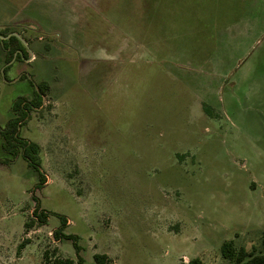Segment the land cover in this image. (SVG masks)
Here are the masks:
<instances>
[{"label":"rangeland","instance_id":"obj_1","mask_svg":"<svg viewBox=\"0 0 264 264\" xmlns=\"http://www.w3.org/2000/svg\"><path fill=\"white\" fill-rule=\"evenodd\" d=\"M10 36L25 54L8 60ZM39 83L20 135L46 182L0 138V264H77L32 196L83 264L261 251L264 0H0V128Z\"/></svg>","mask_w":264,"mask_h":264},{"label":"trees","instance_id":"obj_2","mask_svg":"<svg viewBox=\"0 0 264 264\" xmlns=\"http://www.w3.org/2000/svg\"><path fill=\"white\" fill-rule=\"evenodd\" d=\"M14 42L16 46L8 49L6 45ZM4 49L6 50V57L9 60L14 52L18 55L23 56L25 52L22 51L21 44L16 38L10 36L6 41H3ZM34 90L33 102H24L16 100L12 104L13 116L8 120L4 127L0 128V138L2 139V149L9 155L14 161L16 158L21 157L27 162L28 167L37 174L38 182L35 185V189H42L46 179L40 171L41 159H40V147L34 142L24 140L20 135V128L24 121L28 117V113L37 109L41 106L42 96L47 89L46 83H39ZM32 201L35 203V207L32 212V218L36 223L43 224L47 221L50 215H54L59 219L60 226L56 229L52 235L54 240L70 241L76 255L77 264H83V259L80 256L81 247L78 245V238L71 234H65L64 230L67 227V219L64 216L49 213L44 210H40L39 202L32 196ZM31 223V222H30ZM30 223H26L25 227L29 228ZM24 243H21L19 250L24 247ZM221 256L224 260L232 264H264V231L261 235V251L258 253L246 252L244 248H234L232 242H224L220 248ZM94 264H113L110 258L106 254H95L93 255ZM51 264H75V262L69 258L54 257L51 260ZM187 264H203L199 259L190 260Z\"/></svg>","mask_w":264,"mask_h":264},{"label":"crops","instance_id":"obj_3","mask_svg":"<svg viewBox=\"0 0 264 264\" xmlns=\"http://www.w3.org/2000/svg\"><path fill=\"white\" fill-rule=\"evenodd\" d=\"M3 39V37H1ZM6 55V54H5Z\"/></svg>","mask_w":264,"mask_h":264}]
</instances>
